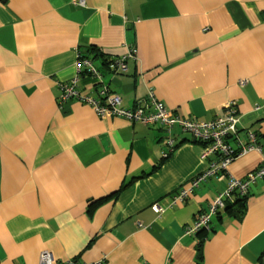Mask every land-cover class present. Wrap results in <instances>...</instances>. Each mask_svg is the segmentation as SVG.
<instances>
[{
    "label": "crops",
    "instance_id": "obj_1",
    "mask_svg": "<svg viewBox=\"0 0 264 264\" xmlns=\"http://www.w3.org/2000/svg\"><path fill=\"white\" fill-rule=\"evenodd\" d=\"M131 48L127 72L106 70ZM79 51L127 108L149 104L150 89L198 120L232 102L240 129L264 143V0H0V264H39L45 250L56 264H264V180L188 233L228 175L174 204L208 168L205 144L176 126L169 150L161 124L61 102ZM97 86L80 75L81 91ZM261 161L247 151L228 173L244 178Z\"/></svg>",
    "mask_w": 264,
    "mask_h": 264
},
{
    "label": "built area",
    "instance_id": "obj_2",
    "mask_svg": "<svg viewBox=\"0 0 264 264\" xmlns=\"http://www.w3.org/2000/svg\"><path fill=\"white\" fill-rule=\"evenodd\" d=\"M78 3L84 5L85 0H78ZM136 57V48H131L127 54L113 58L105 68L113 73H125L128 71V59ZM76 64L78 75L71 81L61 84V102L75 100L90 105L101 118L120 116L131 122H140L150 126L161 124L165 126L169 134L167 139L169 150H172L176 144L175 137L172 135V130L176 126L191 133L195 139L201 140L205 144L201 157L210 159L208 168L195 176L189 184L177 189L173 196L174 204L187 200L211 176L228 175L229 181L225 190L212 200L207 211L199 215L195 224L188 229V233L194 234L200 230L209 229L214 214L233 202L237 195H247L252 184L259 179L264 180V143L256 131L247 129L243 132L240 129V116L232 102L228 104L224 114L207 121L198 120L192 117H181L171 112L164 102L155 96L154 90L150 89L147 94L149 104L127 108L123 106L121 95L112 92L104 83V72L94 65L90 57L79 51ZM83 73L95 78L98 85L95 93L83 92L79 89L78 83L80 75ZM262 108L263 104H258L254 110L260 111ZM250 150L261 152V164L244 178H237L229 174L228 166L234 158ZM155 208L157 211L162 209L159 205H156ZM39 264H56L53 254L47 250L43 251ZM58 264L91 263L68 260ZM93 264H102V261Z\"/></svg>",
    "mask_w": 264,
    "mask_h": 264
},
{
    "label": "trees",
    "instance_id": "obj_3",
    "mask_svg": "<svg viewBox=\"0 0 264 264\" xmlns=\"http://www.w3.org/2000/svg\"><path fill=\"white\" fill-rule=\"evenodd\" d=\"M94 49V48H93ZM245 196H241V195H237V197H236V200H235V203H240V202H242L245 198H244ZM239 198V199H238ZM238 199V200H237ZM234 203V204H235ZM203 240H204V238H203ZM202 240V241H203ZM202 241L200 242V243H202ZM201 246V245H200ZM264 256V252H263V254H262V257Z\"/></svg>",
    "mask_w": 264,
    "mask_h": 264
}]
</instances>
